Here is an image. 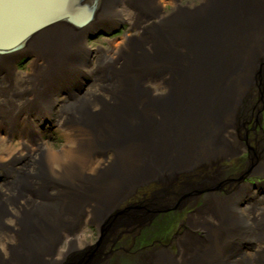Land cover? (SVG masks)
<instances>
[{"label":"bare ground","instance_id":"6f19581e","mask_svg":"<svg viewBox=\"0 0 264 264\" xmlns=\"http://www.w3.org/2000/svg\"><path fill=\"white\" fill-rule=\"evenodd\" d=\"M196 2L159 13L162 0H0V264H264V182L226 196L220 171L181 183L248 148L264 0ZM121 22L122 54L90 50L88 33ZM31 51L30 70L15 67ZM99 72L107 83L94 92L68 89ZM44 122L65 138L60 150L24 141L10 152L16 129ZM257 140L251 173L264 176ZM199 189L171 244L108 254L121 225L136 230ZM94 226L104 239L86 256ZM142 232L127 237L138 251Z\"/></svg>","mask_w":264,"mask_h":264},{"label":"rangeland","instance_id":"374dc122","mask_svg":"<svg viewBox=\"0 0 264 264\" xmlns=\"http://www.w3.org/2000/svg\"><path fill=\"white\" fill-rule=\"evenodd\" d=\"M176 1V2H175ZM162 0L163 6L166 5V8L163 9L158 7L159 13L162 11L164 12H172L174 8V4H181V5H196L197 0ZM175 2V3H174ZM165 7V6H164ZM130 26L126 22H121L118 23L115 26H97L95 30L92 32L88 33L87 35V42L88 46H90V50H97L104 48L105 50H110L111 52H115L117 55L122 54L124 52V48L120 46V42L122 40H125L128 35V30ZM30 53V54H28ZM35 53V52H34ZM32 51L31 52H24L18 55L16 59H18L16 62H14V65L21 69V70H30V65L32 64V61L34 60V54ZM15 59V60H16ZM259 59L262 60L261 65H264V51L259 54ZM1 70V68H0ZM105 78L102 76L101 72L98 73L96 76H85L82 77L80 80H78V84L74 85L72 88L68 89H75L78 94L80 95H86L94 92L97 87H103L107 81L100 79V78ZM257 82L253 87L252 95L250 97V101L252 104L258 105V110H259V115L256 120L251 121L248 123V131L249 135L247 136L249 138V143H248V148L244 152H238L236 153L233 157L229 159H225L223 161H220L217 166L211 169H206L204 172H197V175H189L181 181V183H195L199 181L200 177H203L208 179L214 177L217 175L218 171H220V175L223 179V181L218 184L215 188L216 193L222 196L228 195L235 186H238L239 183H257V181H261L262 183L264 182V176H259V175H253L251 173L252 170V165H253V160L254 156L256 153L259 152L258 146L256 145V142H258L257 138L262 137L264 135V67H260L259 72L256 76ZM140 82H138L139 84ZM164 89L162 91L165 92V86H163ZM64 95H66V92H64ZM262 117V118H261ZM6 124V121L5 123ZM45 127L47 128H42L41 130L33 129L31 128L28 131H25L22 127L16 129L19 133H23L22 135L17 134V135H12V142H11V147H10V152L12 154L17 153L16 151H21V145L22 142H26V145H28L29 149L34 150L33 146L39 143H45L49 144L50 146H53L54 149L60 150L62 146L65 143V138L63 137L60 132L56 131V129L51 126L48 122H44ZM51 126V128H50ZM48 129V130H47ZM244 134L246 136V131H244ZM256 140L255 142H252ZM27 150H24L22 152H26ZM219 169V170H218ZM199 173V174H198ZM180 183V184H181ZM241 185V184H239ZM171 189V188H170ZM179 189V188H178ZM178 189H172L173 192L176 191L178 192ZM206 191L204 190H197L194 191L193 193H189L186 199L180 200L179 202L175 203L174 206L171 205L169 207H164L161 209H157L155 212V216L151 218L147 223H145L142 226H138L136 230L130 231V227H124L120 226L119 229L115 230V236L113 239V243L111 245H108L110 248V252L108 254H111L113 257L114 254H119L121 253L122 256H134L136 253H142L143 248L148 247V248H161L163 245H169L171 244L172 239V233L171 231L173 230V233H176L179 231V228L181 227V223L183 220H185L188 217V214H192L196 212L195 210L200 209V205L203 202V199L206 195ZM136 198V197H135ZM132 199V200H135ZM131 200V201H132ZM141 199H137L134 201L132 204V209L137 207V203L134 205L135 202L140 203ZM130 204V205H131ZM123 208V207H122ZM130 208V209H131ZM128 207L124 209H118V211L115 212L113 215V218H115V221L117 222L120 218L124 217L126 214H128L129 210ZM117 216V218H116ZM158 222V225L151 227L152 224ZM110 223H108L104 227H108ZM95 227V226H94ZM97 230V228H93L95 230V236L92 235V248L85 250L84 255H92L96 252V246L101 243L102 234L103 230ZM115 229V228H114ZM148 229V231L145 233L144 236L142 234ZM140 231H143L140 234V237H145V239L141 240V247L139 251L133 248V243L135 241H130L128 240L127 237L134 238L137 233ZM165 233H170L168 235L169 240L166 238L164 239ZM147 234V235H146ZM139 237V238H140ZM147 237V238H146ZM158 238V239H157ZM104 239V238H103ZM170 241V242H169ZM121 244H123V247L121 248ZM112 246V247H111ZM174 246V245H173ZM108 251V250H107ZM100 252V249H99ZM96 254V253H95Z\"/></svg>","mask_w":264,"mask_h":264},{"label":"water","instance_id":"95a60500","mask_svg":"<svg viewBox=\"0 0 264 264\" xmlns=\"http://www.w3.org/2000/svg\"><path fill=\"white\" fill-rule=\"evenodd\" d=\"M27 37V36H26ZM26 37H22V39L24 40ZM6 50V48L4 49L3 47L0 49V51Z\"/></svg>","mask_w":264,"mask_h":264}]
</instances>
